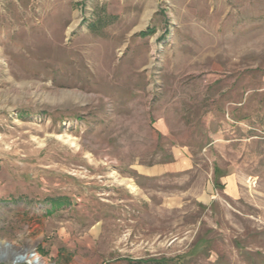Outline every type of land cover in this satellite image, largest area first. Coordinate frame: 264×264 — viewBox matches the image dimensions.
<instances>
[{"label": "rangeland", "instance_id": "1", "mask_svg": "<svg viewBox=\"0 0 264 264\" xmlns=\"http://www.w3.org/2000/svg\"><path fill=\"white\" fill-rule=\"evenodd\" d=\"M22 252L264 264V0H0V264Z\"/></svg>", "mask_w": 264, "mask_h": 264}, {"label": "bare ground", "instance_id": "2", "mask_svg": "<svg viewBox=\"0 0 264 264\" xmlns=\"http://www.w3.org/2000/svg\"><path fill=\"white\" fill-rule=\"evenodd\" d=\"M18 260H26L27 262L31 263V264H47L45 263L41 257L39 255L35 254H30V253H26V252H22L18 258Z\"/></svg>", "mask_w": 264, "mask_h": 264}, {"label": "water", "instance_id": "3", "mask_svg": "<svg viewBox=\"0 0 264 264\" xmlns=\"http://www.w3.org/2000/svg\"><path fill=\"white\" fill-rule=\"evenodd\" d=\"M16 261H24V260H23V259H21V260H17V259H16Z\"/></svg>", "mask_w": 264, "mask_h": 264}]
</instances>
